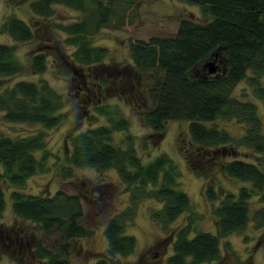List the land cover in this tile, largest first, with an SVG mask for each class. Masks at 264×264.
Here are the masks:
<instances>
[{
  "label": "trees",
  "instance_id": "trees-1",
  "mask_svg": "<svg viewBox=\"0 0 264 264\" xmlns=\"http://www.w3.org/2000/svg\"><path fill=\"white\" fill-rule=\"evenodd\" d=\"M137 1L31 0L33 11L44 17L37 25L15 13H6L0 31L9 34L14 42H0V116L8 121L39 122L44 127H52L63 115L60 109L64 105V96L46 79L19 77L10 81V77L26 65L17 53L16 42L30 41L42 29L40 36L45 33L51 45L74 46L65 60L74 71L82 69L81 76L88 84L92 82L91 73L97 76L99 68L110 66L93 65L105 60L108 48L95 44L91 35L104 26L124 23L127 11ZM187 1L199 3L202 12L211 15V19L201 22L193 17H183L174 35L131 41L134 67L147 72L151 80L141 117L159 135L165 131L166 120L188 119L190 136L195 142L193 151L184 156L189 166L204 173L197 167H207L211 161L220 167L223 164L227 175L249 181L251 185L242 184L237 193H225L218 198L219 191L209 176L205 196L214 201L219 199L214 206L217 231L201 230L189 236L192 230L189 224L180 228L172 242L169 264L220 259L221 237L244 231L247 227L252 195L260 197L263 204L258 210L264 214V168L261 165L264 163V129L256 103L241 99L234 92L238 81L248 79L255 95L264 102V0ZM56 3L78 10V17L69 22L51 19ZM43 24L48 29L43 28ZM57 28L63 35L56 31ZM220 50L225 57L221 72L190 76L193 66ZM29 56L35 72L47 68L49 60L45 51L31 52ZM56 60L53 58L52 64ZM85 66L87 71L83 70ZM132 73L135 72L125 74L130 77ZM101 84H106V80ZM98 86L102 88V85ZM96 108L98 113L92 117L98 120L100 113H105L107 121L70 132L67 171L70 173L72 165L116 168L124 182L139 192L144 191V197L159 199L161 207L151 209V215L158 221H172L185 210H193L190 197L181 185L180 168L173 157L162 152L144 162L134 136L129 132V119H116L117 111L113 112L105 105ZM224 116L247 119L251 126L236 139L216 122ZM118 129L126 134L116 140L114 131ZM44 133L40 130L13 135L0 129V216L6 206L5 185L22 186L28 177L45 169L49 152L45 148ZM239 140L248 144L247 152L255 159L234 153L238 152L235 144ZM37 150L42 151L40 157L35 154ZM229 152L235 154L234 158L225 160L223 155ZM11 196L17 217L33 221L48 237L56 236L40 239L33 233L26 243L24 229L16 227L6 233L4 247L16 244L21 247L25 241L27 249L43 264H70L71 240L92 234V229L79 221L83 216L80 197L64 189L46 195L27 193L19 188L13 189ZM126 213L111 218L105 227L109 254H127L136 246L135 236L125 233ZM2 231L5 230L1 227L0 233ZM91 264L109 262L102 258Z\"/></svg>",
  "mask_w": 264,
  "mask_h": 264
},
{
  "label": "rangeland",
  "instance_id": "rangeland-1",
  "mask_svg": "<svg viewBox=\"0 0 264 264\" xmlns=\"http://www.w3.org/2000/svg\"><path fill=\"white\" fill-rule=\"evenodd\" d=\"M30 1L0 0V23L4 15L11 12L32 25L39 24L43 16L33 11ZM53 7L55 12L51 19H55L56 22H69L78 17L79 11L70 6L56 3ZM183 17H193L201 22L211 19V15L207 16L202 12L199 3L187 0H138L127 11L124 23L104 26L94 31L91 35L92 41L107 47L108 54L104 61L93 65L110 66L99 68L97 76L92 73L88 75L92 81L88 84L83 81L80 73L83 72L82 69L74 71L65 60L75 49L74 46L51 45L45 33L43 37L40 36L42 29L34 39L16 42L17 53L26 65L11 76L10 81L19 77L46 79L62 93L64 105L60 109L63 113L61 121L52 127H44L39 122L8 121L0 116V129L5 133L25 135L44 131L45 148L49 152L45 169L28 177L22 186L5 185L6 206L0 216V229L2 227L5 230L0 233V264H43L35 259L32 251L27 249L26 243L33 233L40 239L56 236L48 237L33 221L16 216L12 208L11 196L12 190L16 188L27 193L46 195L64 189L80 197L83 216L79 221L91 228L92 234L71 240L70 264H91L102 258L108 260L109 264L110 258L112 264H169V255L173 252L172 242L180 228L189 224L192 228L189 236L201 230L216 233L214 206L219 199L214 201L205 196L208 177H211L210 180L215 183L219 191L218 198L225 193H237L240 185L250 186L251 182L227 175L223 170V164L220 167L213 161L206 165L207 167H197L199 170H204L206 175L205 172L201 173L196 168L190 167L184 156L186 152L193 151L195 142L190 136L188 119L166 120L162 135L157 134L143 121L141 112L144 109V96H147L151 80L147 72L134 67L131 57V41L148 40L155 35H174ZM43 28L48 29V26L43 24ZM56 31L63 35L59 28ZM0 42L14 41L9 34L0 31ZM36 51H45L48 55L49 64L42 72H35L30 66L29 54ZM53 58H57L54 64H52ZM224 60L221 50L217 51L193 66L189 71L190 76L197 77L209 73V61H214L213 65H217V70L209 74L219 73L223 70ZM83 70L87 71V66ZM132 70L135 73L128 77L126 74ZM102 80H106V84H101ZM99 84L102 85L101 89ZM234 92L237 97L253 100L256 103L264 129V102L255 95L250 81L248 79L238 81ZM100 104L113 112L116 110V119L122 117L129 119V132L133 134L144 162H148L162 152L173 157L180 168L181 185L190 197L193 210H185L172 221H158L151 215V209L161 207L159 199L144 197V191L139 192L124 182L116 168L98 169L93 166L72 165L70 173L67 171L66 159L71 149L69 134L71 131L107 121L105 113H100L98 120L92 117L93 114L98 113L96 107ZM216 122L228 129L236 139L242 137L251 126V122L247 119L239 120L236 117H219ZM125 134L126 132L120 129L114 131L116 140L124 137ZM235 145L238 151L234 152L235 154L255 159L253 154L247 152L248 144L239 140ZM41 153V150L35 151L37 157H40ZM234 153L229 152L223 155V158L232 159ZM261 165L264 168L263 162ZM262 204L257 194L252 195L248 225L244 231H234L221 237L220 259L194 264H264V214L258 210ZM124 212H127L125 233L135 236L136 246L127 254H109L105 227L111 218ZM16 227L24 229L26 243L24 241L21 247L16 244L5 248L6 233L17 229Z\"/></svg>",
  "mask_w": 264,
  "mask_h": 264
},
{
  "label": "water",
  "instance_id": "water-1",
  "mask_svg": "<svg viewBox=\"0 0 264 264\" xmlns=\"http://www.w3.org/2000/svg\"><path fill=\"white\" fill-rule=\"evenodd\" d=\"M213 64H214V61H209V65H210V67L208 69L209 73H213L217 70V65H213Z\"/></svg>",
  "mask_w": 264,
  "mask_h": 264
},
{
  "label": "flooded vegetation",
  "instance_id": "flooded-vegetation-1",
  "mask_svg": "<svg viewBox=\"0 0 264 264\" xmlns=\"http://www.w3.org/2000/svg\"><path fill=\"white\" fill-rule=\"evenodd\" d=\"M110 264H112V260H111V258H110Z\"/></svg>",
  "mask_w": 264,
  "mask_h": 264
},
{
  "label": "bare ground",
  "instance_id": "bare-ground-1",
  "mask_svg": "<svg viewBox=\"0 0 264 264\" xmlns=\"http://www.w3.org/2000/svg\"><path fill=\"white\" fill-rule=\"evenodd\" d=\"M93 263V262H92Z\"/></svg>",
  "mask_w": 264,
  "mask_h": 264
}]
</instances>
